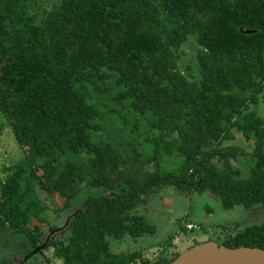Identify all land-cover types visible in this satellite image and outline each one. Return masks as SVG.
Returning a JSON list of instances; mask_svg holds the SVG:
<instances>
[{
  "label": "trees",
  "instance_id": "16d2710c",
  "mask_svg": "<svg viewBox=\"0 0 264 264\" xmlns=\"http://www.w3.org/2000/svg\"><path fill=\"white\" fill-rule=\"evenodd\" d=\"M189 36L194 68L180 59ZM258 99L264 0H0V110L22 151L0 182V243H44L62 264H167L178 249L151 258L110 238L152 234L139 209L173 189L262 210L214 240L264 248ZM232 128L252 140L244 173L240 147L222 144ZM49 210L61 222L48 231L66 233L44 241ZM184 216L165 244L191 229Z\"/></svg>",
  "mask_w": 264,
  "mask_h": 264
},
{
  "label": "rangeland",
  "instance_id": "374dc122",
  "mask_svg": "<svg viewBox=\"0 0 264 264\" xmlns=\"http://www.w3.org/2000/svg\"><path fill=\"white\" fill-rule=\"evenodd\" d=\"M54 1L55 0H37V3L39 6L44 7L50 6ZM163 28L164 24H162V29ZM180 49L182 64L187 63L194 68L195 44L193 37L189 36L181 44ZM254 108L261 117L264 125V103L258 99L254 104ZM6 117L7 116L0 110V182L8 172L6 167L22 154L21 149L13 137L11 129L7 125ZM231 133L232 137L225 138L222 144H234L240 147L241 152L235 159H232L231 162L244 173L252 159L250 155L252 140L245 139L241 133L234 128L231 129ZM177 161L176 159L174 163H177ZM35 189L43 203L48 204V197L42 187L36 185ZM160 196L162 197L159 198ZM194 196L195 198L191 197L189 199L187 195L169 189V191L164 194L159 193L155 196L148 197L145 205L141 210L139 209V212L147 222L154 225V232L148 236L138 237L135 240L129 237H123L121 239L110 238V247L116 251L139 249L142 251L143 255L153 258L159 253H166L171 250L178 249L182 251L186 246L192 243L194 239L203 240L212 238L220 240L226 233L232 232L244 223L257 220L263 212L260 209L243 210L240 206H235L230 210L223 211L211 195L205 193L201 195L194 194ZM184 210L186 211L184 212ZM49 213H51V210L45 213L46 220L41 224V228L45 233L48 231L46 228L47 222H61L60 214L53 217L51 214L48 216L47 214ZM185 213H187L188 217L185 228L191 227V229L177 232L171 239L169 245L165 244L167 235L174 232L179 221H183L181 219L185 217ZM200 224L203 227L200 226ZM164 245H166L165 248ZM50 252V247L44 249L37 260L39 264H62L61 259L51 255ZM134 264L140 263L136 262Z\"/></svg>",
  "mask_w": 264,
  "mask_h": 264
},
{
  "label": "water",
  "instance_id": "95a60500",
  "mask_svg": "<svg viewBox=\"0 0 264 264\" xmlns=\"http://www.w3.org/2000/svg\"><path fill=\"white\" fill-rule=\"evenodd\" d=\"M167 264H264V248L247 245L231 247L207 239L183 249Z\"/></svg>",
  "mask_w": 264,
  "mask_h": 264
},
{
  "label": "flooded vegetation",
  "instance_id": "af4514ba",
  "mask_svg": "<svg viewBox=\"0 0 264 264\" xmlns=\"http://www.w3.org/2000/svg\"><path fill=\"white\" fill-rule=\"evenodd\" d=\"M230 209H227V210H230ZM185 211L186 210H184V212ZM65 233H66V228L59 226L58 228L52 231H47L46 233L43 232L41 238H44V241H45L49 237L50 234H53L54 239L62 238L65 235ZM206 239H212V238H206ZM13 241L14 240L5 242L8 244L0 243V264H39V261L37 260L39 256L43 253L44 249L50 247L52 251V247L49 245L44 246V243L42 246H40V244H31V240H30L29 245L22 246V245L13 243ZM50 253L52 255V252Z\"/></svg>",
  "mask_w": 264,
  "mask_h": 264
},
{
  "label": "crops",
  "instance_id": "0c3cea01",
  "mask_svg": "<svg viewBox=\"0 0 264 264\" xmlns=\"http://www.w3.org/2000/svg\"><path fill=\"white\" fill-rule=\"evenodd\" d=\"M162 196H160L159 198H161Z\"/></svg>",
  "mask_w": 264,
  "mask_h": 264
}]
</instances>
